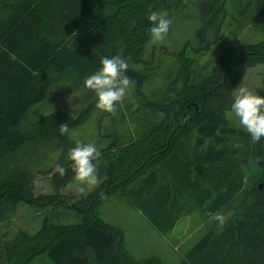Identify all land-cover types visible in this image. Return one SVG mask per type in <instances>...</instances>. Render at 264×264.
<instances>
[{
    "label": "trees",
    "instance_id": "trees-1",
    "mask_svg": "<svg viewBox=\"0 0 264 264\" xmlns=\"http://www.w3.org/2000/svg\"><path fill=\"white\" fill-rule=\"evenodd\" d=\"M179 1L0 0V264H30L40 255L50 264H165L157 256L134 258L123 246V230L98 216L102 200L114 194L128 197L161 235L192 210L206 220L226 215L223 230L211 221L177 264H264V137L252 143L246 130L231 127L224 115L240 82L235 65L264 63V38L227 44L204 76L193 72L192 57L185 54L189 47L192 55L208 49L226 3L234 0H187L197 12L200 33L207 30L206 43L191 48L185 42L173 53L171 79L157 102L146 105L152 116L138 124L133 137L99 149L102 155L94 161L99 182L90 192H58L76 181L69 160L58 157L51 169L28 166L33 147L71 145L66 134L59 135L61 112L25 120L54 78L70 74L72 82L84 83L101 68V57L119 55L128 61L125 75L138 95L153 64L145 47L152 26L147 16L168 14ZM252 5L256 17L264 16V0ZM247 8L237 7L236 15L243 17ZM96 102L97 97L85 100L74 123H82ZM57 165L67 168L66 175L52 171ZM37 173L48 174L52 194L34 193ZM19 204L71 211L78 220L62 224L44 216L34 231L9 232L5 220Z\"/></svg>",
    "mask_w": 264,
    "mask_h": 264
},
{
    "label": "rangeland",
    "instance_id": "rangeland-1",
    "mask_svg": "<svg viewBox=\"0 0 264 264\" xmlns=\"http://www.w3.org/2000/svg\"><path fill=\"white\" fill-rule=\"evenodd\" d=\"M248 1L234 0V3H226L227 13L224 21L216 40L208 46L207 50L192 55L190 47L186 48L185 54L192 57L193 60L192 69L194 73L206 75L217 52L227 44L256 43L264 38V16L256 17L255 8L252 5L255 0L253 2L251 0L250 3ZM243 5H247L249 8L245 10L243 17H238L235 9ZM196 14L193 5L187 0H180L177 6L168 13V17L172 19L173 23L166 39L157 44H152L148 35L145 47L153 57V64L148 68L151 73L150 81L144 85L138 95L133 94L135 88L132 84L123 101L116 104L114 115L94 107L82 123L75 124L74 121L83 102L94 99L95 93L87 89L84 83L72 82L70 74H66L62 78L55 77L54 84L48 90L46 97L32 105L25 120H32L51 111L61 112L64 123H67L70 128L65 137L67 141L71 142V145L64 149H61V146L56 147L54 144L33 147L26 156L28 166L34 170L47 167L49 169L58 157H61L63 162L67 161L69 150L75 147L77 141L85 144L92 143L98 149H103L117 141L126 140L128 136L133 137L138 124L141 125L145 119H148V116H152L146 105L157 102L164 92L165 85L171 79L175 68L173 53L179 51L185 42H188L191 48L206 43L207 30L205 29L203 33H200V22L197 21ZM205 28L210 31L208 24ZM212 35L211 32L210 36L212 37ZM235 71L240 77V82L232 91L233 97L239 86H246L253 94L261 95L264 63L254 66L240 63L235 65ZM126 104L128 110L124 109ZM158 114L156 112V115ZM224 115L231 127L245 130L232 109L225 111ZM134 116L136 117L135 120ZM61 154L62 156H60ZM55 170L56 166L52 168V171ZM96 185L81 184L79 181H74L66 184L58 192L63 195H84ZM33 186L35 194L49 195L53 193L49 176L46 173L35 174ZM81 188L84 189L83 193L80 192ZM97 214L105 222L123 230V246L134 258L143 259L148 256H157L165 264H177L182 259L183 254L207 230L210 222H213L212 218L202 219L197 210H192L178 220L170 233L161 235L155 232L153 227L137 212L129 198L121 194L104 198L97 207ZM44 216H49L53 222L62 224H72L78 220L77 215L71 211L49 207L37 209L19 204L13 214H9L5 222L8 221L9 232L17 227L34 231ZM5 222L2 221L1 224ZM30 264H50V260L40 255L36 256Z\"/></svg>",
    "mask_w": 264,
    "mask_h": 264
},
{
    "label": "clouds",
    "instance_id": "clouds-1",
    "mask_svg": "<svg viewBox=\"0 0 264 264\" xmlns=\"http://www.w3.org/2000/svg\"><path fill=\"white\" fill-rule=\"evenodd\" d=\"M147 19L152 24L149 30L151 43L164 41L173 23L172 19L167 13L160 11H151ZM101 65L99 71L84 80V86L95 93L97 109L114 115L116 104L123 101L134 81L125 75L128 70L127 59L119 55L111 58L101 57ZM231 108L242 127L250 135L251 142L258 143L264 137V96L253 94L246 86H239L235 91ZM58 131L60 136H64L69 133L70 128L67 123H63L59 125ZM101 155V151L94 144L77 141L75 147L69 150L67 157L71 161L70 167L74 179L81 184H98V167L94 161H98ZM56 171L63 177L67 168L57 165ZM83 191L84 189L81 188L80 192ZM211 218L222 231L226 224V216L215 213Z\"/></svg>",
    "mask_w": 264,
    "mask_h": 264
},
{
    "label": "crops",
    "instance_id": "crops-1",
    "mask_svg": "<svg viewBox=\"0 0 264 264\" xmlns=\"http://www.w3.org/2000/svg\"><path fill=\"white\" fill-rule=\"evenodd\" d=\"M138 213H139V212H138ZM139 214H140V213H139ZM173 229H174V228H173ZM173 229H172V230H173ZM153 230H154V229H153ZM172 230H171V231H172ZM171 231H170V232H171ZM155 232H156V231H155ZM170 232H169V233H170Z\"/></svg>",
    "mask_w": 264,
    "mask_h": 264
}]
</instances>
